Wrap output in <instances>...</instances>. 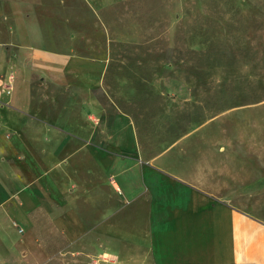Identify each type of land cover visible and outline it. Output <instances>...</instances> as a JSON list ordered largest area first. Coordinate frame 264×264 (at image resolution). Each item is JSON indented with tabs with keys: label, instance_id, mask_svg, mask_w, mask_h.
<instances>
[{
	"label": "crops",
	"instance_id": "0c3cea01",
	"mask_svg": "<svg viewBox=\"0 0 264 264\" xmlns=\"http://www.w3.org/2000/svg\"><path fill=\"white\" fill-rule=\"evenodd\" d=\"M81 1L0 0V253H46L40 210L66 244L57 264H264V123L230 138L203 123L145 158L105 88L94 5L111 0Z\"/></svg>",
	"mask_w": 264,
	"mask_h": 264
},
{
	"label": "rangeland",
	"instance_id": "374dc122",
	"mask_svg": "<svg viewBox=\"0 0 264 264\" xmlns=\"http://www.w3.org/2000/svg\"><path fill=\"white\" fill-rule=\"evenodd\" d=\"M94 8L96 37L111 59L105 88L134 120L145 158L203 123L225 128L222 138L248 137L250 125L264 123V0H111ZM105 14L111 20L103 28ZM127 26L144 30L140 44L121 43ZM3 213L5 229L22 237V226ZM34 220L49 257L20 250L9 260L1 252L0 264H57L66 244L44 212H34Z\"/></svg>",
	"mask_w": 264,
	"mask_h": 264
}]
</instances>
